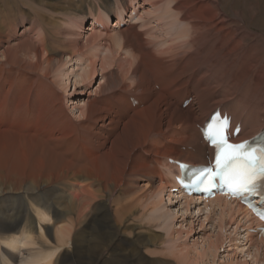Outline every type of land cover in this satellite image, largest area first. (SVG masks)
<instances>
[{
  "label": "bare ground",
  "instance_id": "bare-ground-1",
  "mask_svg": "<svg viewBox=\"0 0 264 264\" xmlns=\"http://www.w3.org/2000/svg\"><path fill=\"white\" fill-rule=\"evenodd\" d=\"M143 1L157 36L154 28L125 23L143 18L137 13ZM257 1L244 0L243 9L230 14L222 0H0V102L14 94L2 88L4 77L24 76L52 91L55 83L62 90L70 82L74 89L85 86L101 73L94 94L78 106V119L68 127L59 117L63 111L52 108V97L38 92L41 111H54L53 123L37 115L39 124L26 129H0V264H176L163 260L170 257L180 258L179 264H209L224 243L231 253L220 264H264V234L256 242L260 222L249 209L218 195L202 201L180 188L176 199L170 196L178 187L174 178L183 177L177 161L209 167L213 148L201 129L214 111L227 115L232 130L239 125L235 142L264 133V31L247 21L260 19ZM122 23L126 26L119 28ZM18 26L23 37L32 27L34 47L21 39ZM73 56L79 66L69 78L63 66ZM118 77L130 84L116 89L111 78ZM140 181L142 188L157 182L153 190L147 187L150 196L143 193L151 199L144 201L150 214H158L155 221L165 217L159 210L164 195L173 203L180 198L184 213L193 204L192 220L199 227L215 222L218 232L203 233L184 253L180 243L166 242L178 249L177 256L170 247L164 257V247H158L161 254H155L162 259L152 258L151 247L164 236L130 223L140 218L133 216L136 204L129 196ZM165 220L159 227L168 232L173 224ZM192 220L181 228L184 235L192 233ZM142 249L152 259L143 258Z\"/></svg>",
  "mask_w": 264,
  "mask_h": 264
},
{
  "label": "rangeland",
  "instance_id": "rangeland-1",
  "mask_svg": "<svg viewBox=\"0 0 264 264\" xmlns=\"http://www.w3.org/2000/svg\"><path fill=\"white\" fill-rule=\"evenodd\" d=\"M151 1V0H150ZM243 1L244 0H222V3H223V7L225 8V10L226 11H228V12H230V14H232V12H233V10H240V9H243ZM257 3H258V6H259V10H260V19L258 18V20L256 21L257 22V24L255 23V22H253V20H252V18H249V15H247V13H248V11L247 10H245L244 11V15H245V17H246V19H248L247 21H248V23H251L250 25L254 28V30H257V29H260V28H263V31H264V0H258L257 1ZM148 3L147 2H145V1H143V7H141V8H139V9H137V13L138 14H140V12H141V14L143 13V15H144V13L146 12V10H149V6L147 5ZM261 6L263 7L262 8V10H261ZM143 9V10H142ZM153 15H144L143 16V18L142 19H138V20H134V21H131V22H129V21H127V22H125V23H127V24H136L137 25V27L140 29V30H144V31H149L151 28H154L153 30H152V34L153 35H155V36H157L158 35V31L155 29V27H156V23H155V18H154V16L152 17ZM111 20H113V22L115 21V19L114 18H112ZM261 22H262V24H261ZM125 23H122V24H120L119 25V28H123L124 26H126V24ZM85 23H82V26H85L84 25ZM142 24V25H141ZM152 24H153V26H152ZM155 24V25H154ZM89 25V23L86 25V26H88ZM62 26L64 27V24L62 23ZM256 28V29H255ZM18 29H20V36H21V39L22 40H24V41H26L27 43H28V46L29 47H34V44H35V40H36V36L37 35H35V31H33V29H32V27L31 26H27V34L26 35H24V37H23V33H21L22 32V27L21 26H18ZM32 29V30H31ZM25 30V29H24ZM81 31V30H80ZM31 32H32V34H31ZM82 36H80L79 37V39H80V44L81 45H84V41H85V37L87 36V33H88V31L86 30V28L85 29H83L82 31ZM25 33V32H24ZM152 35V37L154 38L155 36H153ZM30 36V37H29ZM67 36V35H66ZM26 37H28V38H26ZM33 37H35V38H33ZM152 37H151V39H152ZM30 38V39H29ZM32 38V39H31ZM29 39V40H28ZM155 40L156 39H159V37H156V38H154ZM162 39H164V38H160L159 39V41H162ZM31 40V41H30ZM156 41H158V40H156ZM158 41V42H159ZM168 41H169V39H168ZM34 42V43H33ZM26 43V44H27ZM162 43V42H161ZM32 45V46H31ZM169 42L167 43V46L169 47ZM162 46H165L164 48H166L167 46L164 44V45H162ZM167 47V48H168ZM2 47H0V49H1ZM74 57V56H73ZM75 58L76 57H74L72 60H69V59H67V63L63 66V71L66 73V74H68L69 75V78H71L72 77V73H73V70H75L76 68H78V64H79V62L78 61H76L75 60ZM78 65V66H77ZM42 66H43V64H42ZM40 67V68H44V66L43 67ZM116 68V70H114V71H116V72H113L115 75H119V74H117V73H119L118 72V70H117V67H115ZM108 71H110L109 70V68L107 69ZM107 70H105L104 72H106ZM97 74L98 75H94V77H93V81H91L90 83H88L87 85H85V86H80V87H76L75 89L73 88V85H71V82L67 85V89H65V90H62V88L60 89V86L58 85V84H56L55 83V87H54V89L51 91V88H50V86H49V90L48 89H46V87L45 86H43V85H41V86H38L37 85V83H36V81L35 82H31V83H28V82H30V81H28V80H26L25 79V77L24 76H18V77H15V78H13V79H7V78H5L4 77V79H2V88L3 89H5V90H10V91H12L11 93H14V94H12V95H8V96H1V98L2 99H5V97H6V99H8L9 101H6V99L3 101H1L0 102V105H2V106H0V129H6V130H11V131H14V130H16V129H19V128H27V127H30V126H33V123H34V125H36V124H39V117H42V119L43 120H50V121H52V119L51 118H53L52 117V113L54 114V111H52L53 109H58V110H61V111H63V113L62 114H60L59 115V117H60V119L61 120H63L64 122H65V125H66V127H68L69 125H70V120H76V119H78V113H79V110H78V106H82L83 105V101H85L86 99H87V97L88 96H90V95H93L94 94V89H95V87L101 82V73H100V69L97 71ZM52 75H53V73H52ZM120 76V75H119ZM52 77V76H51ZM35 79H37V76H35L34 77ZM34 79V80H35ZM51 79H53V78H51ZM118 79L119 80H117V81H114V78H111V83H112V85L114 84L115 85V88L117 87V88H119V86L121 87V86H125V84L127 85V84H130L129 83V81H126L124 78H123V80H124V83L122 84V82H123V80L122 79H120L119 77H118ZM1 81V80H0ZM5 81V82H4ZM55 81V80H54ZM118 81H120V82H118ZM15 83V84H14ZM28 83V84H27ZM6 85V87H4L5 85ZM14 84V85H13ZM21 84H22V86H21ZM31 84H35L33 87L31 86ZM38 84H41V81L40 82H38ZM13 85V86H12ZM20 85V86H19ZM29 87H30V89H29ZM45 87V88H44ZM42 89L43 91H41L40 89ZM44 88V89H43ZM111 88V87H110ZM116 88V89H117ZM38 89V91H37V94L35 93V91ZM5 90L2 92V93H5ZM30 90H33V91H30ZM108 90H110V89H108ZM16 92H20V93H22L21 94V96H19V94L18 95H15L16 94ZM30 92H31V94H30ZM38 92H41L42 93V95L44 96V98H48V97H52V99L50 100V102H54V104L52 105L53 107V109H48L47 111H41V109H40V102H41V99H40V97H39V93ZM26 95V98L24 99V96ZM49 95V96H48ZM47 96V97H46ZM92 97V96H91ZM107 97V96H106ZM46 101V100H45ZM82 101V102H81ZM3 102V103H2ZM46 103V102H45ZM81 103V104H80ZM79 104V105H78ZM58 105V106H57ZM74 105H75V107H74ZM182 106L184 107V106H186L184 103L182 104ZM39 108V109H38ZM40 110V111H39ZM37 115H38V118H37ZM54 116V115H53ZM50 117V118H49ZM47 121V123H45L44 124V126L45 127H48L49 126V122ZM54 121H56V120H54ZM52 123H53V121H52ZM97 126L99 125V122H94ZM63 124V123H62ZM57 125H58V128L59 127H61V125L60 124H55V126L57 127ZM60 125V126H59ZM14 126V127H13ZM2 127V128H1ZM7 127V128H6ZM55 127V128H56ZM73 129V128H72ZM56 130H58L57 128H56ZM171 131L172 132H175L176 131V129H171ZM23 132H25V131H23ZM73 133L75 134V132L73 131ZM177 139H179V137L177 138ZM12 150L14 151V152H17V148H15V147H13L12 148ZM78 150H79V155L80 156H82L83 154H84V147H83V144H82V142L81 141H79V147H78ZM18 154V153H17ZM143 181H140L137 185L140 187V188H142V186H143V183H142ZM141 183V184H140ZM156 184H157V182H153V187L155 188V186H156ZM137 185H134V186H136V187H134L133 189H132V191H131V193H130V195L129 196H132V197H130V198H132L131 200L133 201V202H135V204L136 205H138V206H136L134 203H133V205H135L134 206V209H135V212L133 213V216H136V214H137V216L138 217H140V218H138V217H135L137 220H134V219H132L133 221H131L130 220V223L131 224H133V223H139L140 225H141V229H144V228H146L147 230L149 229V231H152V232H154V233H160L161 234V237H163V239L162 240H160V237H159V239L158 240H160L161 242H157V243H154V244H156L157 245V247H156V245L154 246V248L153 247H151L152 248V251H153V253H152V251H151V253H152V255L154 256V257H152V255L150 254V252H149V255L146 253V251L148 252V251H150V250H143L142 252H144V253H142L143 254V258H146V256H147V258H161L162 259V257L161 256H156V255H158V254H161V253H158L160 250H161V252H162V250L164 251L163 252V254H162V256H166L167 255V252H166V250H168L170 247H171V245L172 244H175L176 246H178V244L180 243V247L179 248H182L183 250H182V253H184L185 251H186V247L188 248V246H190L191 245V247H192V242H199V240H201V238H203L204 236H203V233H209V234H211V233H213V230H215V231H217L218 232V230L214 227L215 226V222H212V224H210V223H208L207 225H206V222L204 223V226H202V227H199L198 225H197V222H194L193 220H192V210L194 211V210H196V207L195 208H193V204L189 207V212L187 211V212H183L185 209H183V210H181L182 208H181V206L183 205H180L179 204V202H180V198H178V200H179V202H177L178 200H175V202L173 203V201H168L167 200V197L166 196H164L163 195V201L164 202H162L160 205H159V210L160 211H162V212H160L161 213V215L162 214H164V216L165 217H161L158 221H155V220H157V218L155 219V217H157L158 216V214L156 213V214H150V205L146 202V203H144V201L146 200V201H148L149 203H150V198L148 197V199H150V200H148V199H146L147 198V196L148 195H144L143 196V193L145 192V190L147 191V192H145V193H147L148 194V192H149V196L152 194V192H151V194H150V190H153V187H151V188H149V185L147 186L148 187V189H150V190H147V187L145 186V188L143 187L142 189H140L139 187H137ZM136 191H138V193L136 192ZM137 193V194H135L134 195V193ZM170 192H171V194H170V196H172L173 197V200H174V198H175V196L177 195L176 194V192L177 191H172V189L170 190ZM144 193V194H145ZM133 196H135L134 198H133ZM145 196H146V198H145ZM178 196V195H177ZM85 197H87V196H85ZM122 198H124V196L122 197ZM130 198H127V199H130ZM145 198V199H144ZM136 199H138V200H136ZM176 199V198H175ZM138 201V202H137ZM147 205V206H146ZM200 206H203V203L202 204H200ZM141 207V208H140ZM149 207V208H148ZM183 207V206H182ZM140 208V209H139ZM139 210V211H138ZM145 211V212H144ZM168 212V213H167ZM169 212H171V213H173L172 215L173 216H178L176 219H175V217H173V220H171V222H172V224L173 225H171V227H170V229H169V231L167 232V230L166 229H161L163 226H162V221L163 220H165V218L167 217L168 219L170 218V216H171V218H172V215H170L171 213H169ZM181 212H183V213H181ZM160 213H159V215H160ZM180 213V214H179ZM178 214V215H177ZM157 215V216H156ZM160 215V216H161ZM168 215H169V217H168ZM187 215V216H186ZM150 217V218H149ZM197 217V216H196ZM196 217H194L195 219H196ZM141 218L143 219V222H142V220H141ZM170 218V219H171ZM169 219V220H170ZM141 220V221H140ZM151 220V221H150ZM185 221V223H184V221ZM190 220H192L193 221V224H192V226H193V231H192V233L190 234V235H184V233H183V231L184 230H182V229H185L187 226H188V224L190 223ZM137 221V222H136ZM166 222H168V223H170L171 224V222H169L167 219L165 220ZM142 222V223H141ZM169 224V225H170ZM144 225V226H143ZM145 225H146V227H145ZM183 225V226H182ZM152 226V227H151ZM161 228H160V227ZM186 226V227H185ZM214 229H213V228ZM178 228H180V229H178ZM182 228V229H181ZM171 229H173V230H175V231H178V230H180V231H178V232H181V235H177V234H179V233H176L175 231H171ZM201 229H203V230H201ZM166 232H165V231ZM207 230V231H206ZM170 231L172 232L171 233V236L173 237V239H171L170 237H169V235H167L168 233L170 234ZM250 233H254V231H250ZM201 234H202V237H201ZM242 235L243 234H241V237H242ZM177 237V238H176ZM164 238H165V240H164ZM186 238H187V240H186ZM256 239V242H258L259 241V238H260V236L259 235H257L256 237H255ZM157 240V241H158ZM173 240H175L176 241V243L175 242H173ZM182 240H184L183 242H182ZM192 240V241H191ZM162 241H163V244H162ZM164 241H165V243H164ZM169 243V244H171L170 246H168L169 244H167V243ZM171 242V243H170ZM238 242V241H237ZM241 243V242H240ZM159 244H162V245H160L159 246ZM165 244H167L166 246H165ZM194 245V244H193ZM262 246H263V248H264V243L262 244ZM161 248V247H164L163 249H158V250H156L157 248ZM165 247H166V249H165ZM248 247V246H247ZM150 248V249H151ZM174 249L173 250H171L172 249V247L169 249V251L171 250V254H176V256H177V253H179V251H178V249H176V247H173ZM188 249H190V247L188 248ZM187 249V250H188ZM231 251V247H228L227 246V244L226 243H224L223 244V246H222V248H220V249H218V251H216V253H215V256L214 257H216V258H209L208 259V262H207V260H206V262L207 263H209V264H220V263H222V261H223V259H222V256H224L225 254H227V253H231L230 251ZM158 251V252H157ZM168 251V252H169ZM225 251V252H224ZM158 253V254H155V253ZM166 252V254H164ZM173 252V253H172ZM218 252V253H217ZM235 253H236V251H234ZM145 253H146V255H145ZM170 253H168V256H166V257H169L170 255ZM164 256V257H165ZM172 256V255H171ZM175 256V257H176ZM220 257V258H219ZM238 257H241V254H238ZM151 258V259H152ZM157 258V259H158ZM171 259H163V260H168L169 262H170V260H171V262L172 263H176V264H179V263H177V260L178 259H180V258H178L177 259V257H176V262H173V261H175V260H172L173 258L172 257H170ZM222 259V260H221ZM243 259V257H241L240 258V260H242ZM221 260V261H220ZM179 262V261H178ZM212 262V263H211ZM216 262V263H215ZM183 264V263H182ZM206 264V263H205Z\"/></svg>",
  "mask_w": 264,
  "mask_h": 264
},
{
  "label": "snow or ice",
  "instance_id": "snow-or-ice-1",
  "mask_svg": "<svg viewBox=\"0 0 264 264\" xmlns=\"http://www.w3.org/2000/svg\"><path fill=\"white\" fill-rule=\"evenodd\" d=\"M207 135L217 149H223L216 154V168L224 171L226 178L234 179L237 188L246 192H253L257 185L264 181V165L259 168L256 167L257 161L262 159L261 156L257 155L258 149L253 148L247 154L242 153L241 150L245 148V144L228 143L224 135V126L210 127ZM241 157H243L242 161Z\"/></svg>",
  "mask_w": 264,
  "mask_h": 264
}]
</instances>
